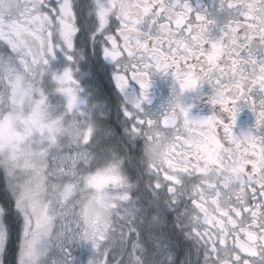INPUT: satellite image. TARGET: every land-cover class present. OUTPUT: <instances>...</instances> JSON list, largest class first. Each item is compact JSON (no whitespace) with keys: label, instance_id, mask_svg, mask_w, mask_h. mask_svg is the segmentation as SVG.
<instances>
[{"label":"snow or ice","instance_id":"6c2138e0","mask_svg":"<svg viewBox=\"0 0 264 264\" xmlns=\"http://www.w3.org/2000/svg\"><path fill=\"white\" fill-rule=\"evenodd\" d=\"M262 128L264 0H0V264H264Z\"/></svg>","mask_w":264,"mask_h":264},{"label":"flooded vegetation","instance_id":"af4514ba","mask_svg":"<svg viewBox=\"0 0 264 264\" xmlns=\"http://www.w3.org/2000/svg\"><path fill=\"white\" fill-rule=\"evenodd\" d=\"M189 3L194 10H198L199 8L210 5V0H189ZM104 84L105 87H108L107 81ZM170 84L171 78L169 76L160 74L153 75L150 78L147 90V101L144 107L153 113L162 111L170 99ZM137 94L138 86L135 84L130 85L128 89L129 99L131 100ZM210 95V89L207 85H204L195 90L185 91L180 100L181 104L188 108L190 117L200 118L218 112V106H213L209 101ZM114 119L115 117L113 116ZM254 123V114L246 108L242 109L238 114L233 132L239 134L242 131L250 130ZM261 132L264 133V128L261 129Z\"/></svg>","mask_w":264,"mask_h":264},{"label":"rangeland","instance_id":"374dc122","mask_svg":"<svg viewBox=\"0 0 264 264\" xmlns=\"http://www.w3.org/2000/svg\"><path fill=\"white\" fill-rule=\"evenodd\" d=\"M75 264H87L91 255V249L86 244H81L73 249Z\"/></svg>","mask_w":264,"mask_h":264},{"label":"clouds","instance_id":"9594fccd","mask_svg":"<svg viewBox=\"0 0 264 264\" xmlns=\"http://www.w3.org/2000/svg\"><path fill=\"white\" fill-rule=\"evenodd\" d=\"M47 119H56L57 114L55 112H46L45 113Z\"/></svg>","mask_w":264,"mask_h":264}]
</instances>
